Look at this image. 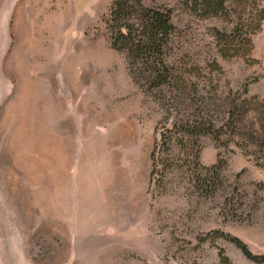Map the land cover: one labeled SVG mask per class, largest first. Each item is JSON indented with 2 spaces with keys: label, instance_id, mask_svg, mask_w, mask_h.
I'll return each instance as SVG.
<instances>
[{
  "label": "rangeland",
  "instance_id": "obj_1",
  "mask_svg": "<svg viewBox=\"0 0 264 264\" xmlns=\"http://www.w3.org/2000/svg\"><path fill=\"white\" fill-rule=\"evenodd\" d=\"M114 1L0 0V264H220L221 248L233 264H257L224 238L201 241L222 231L264 254V163L254 155L204 136L201 162L228 163L215 197L180 171L162 193L151 186L158 128L177 113L112 47ZM183 1L144 0L173 10L168 62L220 105L221 126L244 84L242 99L264 101V22L251 61L226 57L214 30L231 32L236 13L201 19Z\"/></svg>",
  "mask_w": 264,
  "mask_h": 264
},
{
  "label": "trees",
  "instance_id": "obj_2",
  "mask_svg": "<svg viewBox=\"0 0 264 264\" xmlns=\"http://www.w3.org/2000/svg\"><path fill=\"white\" fill-rule=\"evenodd\" d=\"M184 6L201 19L224 17L238 22L231 32L215 29V37L224 56L241 55L251 61L252 37L261 30L264 6L258 0H184ZM112 47L127 55L134 79L148 91L160 94V101L177 117H169L158 128L160 133L152 154L151 186L165 190L171 172L187 173L190 187L201 197H215L224 185L223 171L227 161L212 166L201 162L204 136L221 142L225 137L236 142L247 154L264 163V101L257 97L241 98L249 93V82L238 99L229 102L226 121L217 124L220 105L198 93V86L186 77V66L175 67L168 62L177 27L173 10L167 6H147L144 0H115L106 21ZM254 61V60H253ZM214 67L219 68L218 64ZM256 112L260 123L250 117ZM263 161V162H260ZM232 242L257 264H264V254H255L241 238L222 231H213L202 242L217 238ZM220 264H233L224 249L219 252Z\"/></svg>",
  "mask_w": 264,
  "mask_h": 264
}]
</instances>
